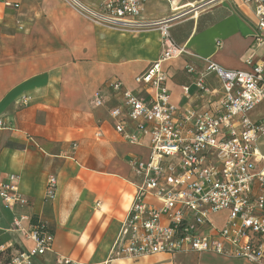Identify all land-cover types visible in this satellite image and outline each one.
<instances>
[{"label":"crops","instance_id":"obj_1","mask_svg":"<svg viewBox=\"0 0 264 264\" xmlns=\"http://www.w3.org/2000/svg\"><path fill=\"white\" fill-rule=\"evenodd\" d=\"M10 1L19 9L22 2L29 19L18 21L20 34L16 38L1 43L0 119L6 128L0 129V182L18 176L19 192L30 204L8 207L0 198V252L9 251L11 258L29 250L31 241L26 233L32 218L43 217L55 234L53 251L35 258L33 264H178L196 255L158 254L131 259L111 254L139 181L129 161L149 158L150 138L131 145L116 133L109 112L117 107L121 94L107 89L106 83L120 80L126 89L143 93L135 78L160 58L159 32H107L91 26L65 0H31L30 7V0ZM206 1L176 0L175 4L193 14L173 23L170 29L172 40L190 55L165 64L171 100L182 111H215L222 97L219 78L210 74L204 79L210 93L195 86L196 79L206 72L208 61L225 70L252 71L257 65L264 69V44L256 37V6L240 0H216L200 6ZM98 2L90 7L97 8ZM144 9V21L173 14L165 0H149ZM93 33H97L96 42L90 40ZM122 49L136 52L135 60L143 64L124 71L117 57ZM80 52L94 60L86 64L83 77L77 80L72 69L62 68L60 72V60V67H68L69 59ZM187 68L194 73L189 74ZM186 87L190 88L188 96ZM100 94L105 106H88L90 99ZM22 96L29 98L26 107L17 105ZM86 110L93 115L87 117ZM250 116L253 121L264 118V103ZM135 127L134 122H128L129 132L133 133ZM97 132H101V138L96 137ZM263 137L257 142L258 148ZM71 140L75 141L74 149L68 145ZM51 177H57L58 185L53 201L45 200ZM16 219L21 220L22 229L15 228Z\"/></svg>","mask_w":264,"mask_h":264},{"label":"built area","instance_id":"obj_2","mask_svg":"<svg viewBox=\"0 0 264 264\" xmlns=\"http://www.w3.org/2000/svg\"><path fill=\"white\" fill-rule=\"evenodd\" d=\"M67 1L97 25L128 32L155 29L162 40L160 58L135 78L143 93L126 89L120 80L106 83L107 89L121 94L117 107L109 112L116 133L131 145L150 138L149 158L129 161L139 181L133 204L112 245V256L137 259L211 253L264 264V156L257 146L264 135V118L253 121L250 116L264 103L263 67L234 71L208 61L195 86L210 93L204 79L210 74L219 78L222 97L215 111H182L171 100L165 64L190 55L170 35L173 23L184 19L188 11L176 8V0H165L173 14L144 21L141 16L149 0H99L95 9L79 0ZM240 2L256 6V37L264 44V0ZM0 3L19 9L10 0ZM186 71L194 73L192 68ZM189 91L186 87L185 95ZM28 104L27 96L17 102L19 107ZM104 104L101 94L90 100L94 108ZM128 122L135 123L133 133L127 129ZM186 124L191 127L186 129ZM1 128H6L3 119ZM101 136V132L96 133V137ZM18 183L15 175L8 182H0V198L8 207L30 204L19 192ZM57 190V177H51L45 200L53 201ZM219 213L226 214L221 225L212 221ZM14 226L22 229L21 220L16 219ZM26 234L31 241L29 250L12 254L5 264H33L35 258L53 251L55 234L43 217L32 218Z\"/></svg>","mask_w":264,"mask_h":264},{"label":"rangeland","instance_id":"obj_3","mask_svg":"<svg viewBox=\"0 0 264 264\" xmlns=\"http://www.w3.org/2000/svg\"><path fill=\"white\" fill-rule=\"evenodd\" d=\"M41 1L42 0H39V3ZM79 1L83 2L87 6H92V7L95 5V2H97V0H79ZM65 2L69 3L67 0H65ZM28 3H29L28 7H30L31 0ZM188 12L190 14L192 12V10H189ZM189 14L186 16L187 18L189 16L193 15V14H190V15ZM28 17H29V11L25 9V5L22 2H21V8L19 9V11H15L13 9L6 8L4 5H0V51H1V46H2L1 43L4 41V39H14L17 37L18 34H20V31L18 29V21L19 20L26 21L29 19ZM185 18L181 19V20H185ZM87 20L91 26H99V27L104 28L107 32H112V33H114V32H120V33L158 32L155 29H149V28H147L146 30H141V31H130V32H128V31L117 29L115 27L112 28V27L103 26V25H99V24L97 25L90 18H87ZM90 40H91V42H93V41L96 42L98 40L97 33H93L90 36ZM97 46H98V42L95 44V47H97ZM117 57H119V61L121 63H123L124 71L125 70H129V71L135 70L143 64L142 61L135 60L138 57H137L136 52H134L132 50L129 51V50L122 49L121 51H119V54ZM89 62H94V60H89V59L85 58L83 56L82 52H80V53H77V55L75 54L71 59H69L68 67H66V66L60 67V65L63 64L62 60H60L59 70H60V72H62V68H64L65 70L72 69L73 75L76 77L77 80H79L80 78L83 77L85 66ZM60 84L63 85L66 83L61 82ZM88 106H91L90 101H89ZM91 107L93 108V106H91ZM83 112L85 113V115L87 117H89V115H91V114L93 115V112H91L89 110H86ZM74 142H75L74 140H71V142L68 143L69 146L71 144L72 149H74V144H75ZM259 148H261L262 152L264 153V137L261 139V144L259 145ZM225 216H226L225 213L215 214L212 217V221L214 222V224L216 223L217 225H221L223 223V221L225 220ZM178 258H180V260H181V258H183V257L178 256ZM178 264H251V263L250 262L245 263V262L236 261L233 259L229 260V259L221 258L218 256L215 257V256H211V255H201V254L198 255V254H196V255H192V256H189L187 258H184V261H182L181 263H178Z\"/></svg>","mask_w":264,"mask_h":264},{"label":"trees","instance_id":"obj_4","mask_svg":"<svg viewBox=\"0 0 264 264\" xmlns=\"http://www.w3.org/2000/svg\"><path fill=\"white\" fill-rule=\"evenodd\" d=\"M9 251H4L0 253V262L1 264H5L10 260V256L8 254Z\"/></svg>","mask_w":264,"mask_h":264},{"label":"bare ground","instance_id":"obj_5","mask_svg":"<svg viewBox=\"0 0 264 264\" xmlns=\"http://www.w3.org/2000/svg\"><path fill=\"white\" fill-rule=\"evenodd\" d=\"M197 13H195V15H196Z\"/></svg>","mask_w":264,"mask_h":264}]
</instances>
